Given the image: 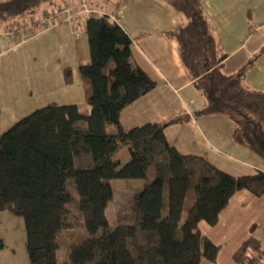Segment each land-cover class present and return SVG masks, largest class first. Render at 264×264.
I'll list each match as a JSON object with an SVG mask.
<instances>
[{"label":"trees","instance_id":"obj_1","mask_svg":"<svg viewBox=\"0 0 264 264\" xmlns=\"http://www.w3.org/2000/svg\"><path fill=\"white\" fill-rule=\"evenodd\" d=\"M60 1L2 0L0 28L30 20L44 5ZM164 1L184 19L165 34L178 41L186 69L205 98L194 117L230 118L234 141L264 161V90L245 80L252 60L226 73L227 54L203 0ZM86 30L91 61L79 67L85 104L39 107L0 133V211L24 219L29 263H216L221 244L202 231L201 223L216 225L241 190L263 196L264 170L235 176L202 156L180 153L165 129L189 115L124 129L121 111L156 82L136 62L131 36L110 14L88 17ZM64 79L73 82L70 68ZM121 146L128 148L129 158L117 166L114 155ZM114 178L146 180L132 204L131 223L112 224L106 215ZM64 252L67 257L61 259ZM233 259L262 264L264 245L249 236Z\"/></svg>","mask_w":264,"mask_h":264},{"label":"crops","instance_id":"obj_2","mask_svg":"<svg viewBox=\"0 0 264 264\" xmlns=\"http://www.w3.org/2000/svg\"><path fill=\"white\" fill-rule=\"evenodd\" d=\"M203 5L227 54L224 71L234 73L252 60L246 71V83L264 90V0H203ZM84 6L98 8L121 21L133 40L136 62L156 82L151 91L121 111L120 123L124 129L189 115V120L165 129L167 139L180 153L202 156L235 176L264 170L263 159L234 141L235 124L230 118L220 115L194 117V112L205 105V98L186 69L178 41L165 34L166 30L182 25L184 19L164 0H62L55 6L44 5L30 20H14L11 27L2 26L0 133L17 117L39 107L85 104L79 67L90 63L91 56L86 30L88 15L81 11ZM65 7L72 13L62 10ZM53 11H57L56 18L53 22L47 19L45 28L41 21ZM66 68L72 70L71 84L64 79ZM250 204L259 210L260 205L264 206V195L257 197L241 190L231 198L220 216L229 206L235 208L234 214L243 208L249 209ZM3 214L6 212H0ZM213 226L201 229L212 238L209 229L215 228ZM237 238L238 241L245 239L239 235ZM17 241L18 247L12 243L15 254L10 252L12 246L8 241L4 242L0 264L5 256L25 251L26 237L22 235ZM224 263L236 264L233 258ZM202 264L221 263L218 257L216 263L203 260Z\"/></svg>","mask_w":264,"mask_h":264},{"label":"rangeland","instance_id":"obj_3","mask_svg":"<svg viewBox=\"0 0 264 264\" xmlns=\"http://www.w3.org/2000/svg\"><path fill=\"white\" fill-rule=\"evenodd\" d=\"M20 118L22 117H17L14 122ZM128 158L129 151L125 146H121L119 151L114 155V161L117 166H121ZM110 181L114 195L113 199L108 203L106 215L112 224L131 223L133 221L132 204L138 193L145 187L146 180L141 178H114ZM248 206L249 209L243 208L240 213L234 214L233 210H235V208L229 206L228 210H224L225 212L221 214L220 221L216 227L213 226L215 228L209 229L212 238L218 241L217 243L221 244L218 254L221 264L226 259L232 260L233 252L243 242V239H239L238 241V235L244 236L245 239L249 236H256L264 245V206L260 205L259 210L251 204ZM0 212H6V214L0 215V240H2V242L8 241V244L12 246V248H9L12 253L13 245L16 247L19 245L17 240H19L22 235L24 239L26 237L25 222L20 216L7 211ZM203 226L204 229L207 230L210 225L206 222H202L201 227ZM242 233L245 235H242ZM23 248L25 251L21 250L22 253L17 250V255H9L1 259L3 264H30L26 241L24 242ZM12 254H15V251ZM63 255L61 259L67 257L65 252ZM17 261H19V263ZM262 264H264V261Z\"/></svg>","mask_w":264,"mask_h":264},{"label":"built area","instance_id":"obj_4","mask_svg":"<svg viewBox=\"0 0 264 264\" xmlns=\"http://www.w3.org/2000/svg\"><path fill=\"white\" fill-rule=\"evenodd\" d=\"M62 10H66L70 14L72 13V10L69 7H65ZM81 11L83 13H85L86 15H88V17L99 16V15H103L105 13L104 11H102L98 8H94V7L90 8L88 6H84L81 9ZM79 13H81V12L79 11ZM56 14H57V11H53V12L45 15V18L41 21V25L44 26L45 28H47L48 24L45 21L47 19H50L53 22L54 18H56ZM111 18L121 25V21L116 16H112ZM77 35H80V34L78 33Z\"/></svg>","mask_w":264,"mask_h":264}]
</instances>
